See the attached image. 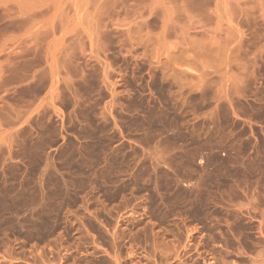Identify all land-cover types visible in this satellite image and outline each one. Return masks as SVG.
Here are the masks:
<instances>
[{"label": "rangeland", "instance_id": "374dc122", "mask_svg": "<svg viewBox=\"0 0 264 264\" xmlns=\"http://www.w3.org/2000/svg\"><path fill=\"white\" fill-rule=\"evenodd\" d=\"M0 264H264V0H0Z\"/></svg>", "mask_w": 264, "mask_h": 264}]
</instances>
